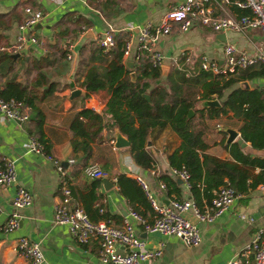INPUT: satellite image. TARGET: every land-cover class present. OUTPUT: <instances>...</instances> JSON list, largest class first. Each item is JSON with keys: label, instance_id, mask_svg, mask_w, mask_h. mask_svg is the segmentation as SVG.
<instances>
[{"label": "crops", "instance_id": "crops-1", "mask_svg": "<svg viewBox=\"0 0 264 264\" xmlns=\"http://www.w3.org/2000/svg\"><path fill=\"white\" fill-rule=\"evenodd\" d=\"M180 1L0 0V45L16 41L24 5L42 15L40 21L32 28V33L40 45L25 44L14 58L13 68L6 73L3 71L0 83L13 78L15 82L30 84L36 80L38 73L44 75V82L36 90L38 96L34 104L42 114L41 131L47 146L42 153L30 150L28 121L17 122L0 115V158L5 157L13 162L15 176L14 184L0 187V226L12 210L11 201L16 188L24 187L32 194V204L18 210L17 227L6 233L0 231V264H26L15 249L16 239L21 236L38 243L43 256L42 264H100L96 259L95 241L84 245L77 244L69 236L65 225L52 222L53 206L58 202L60 195L58 174L53 164L46 159V155L63 167L70 189L71 205L83 209L82 202L87 200V194L92 190L96 198L93 205L101 207L115 225L126 219L146 247L161 246V254L144 264H225L234 258L256 230L264 225V215L252 217L264 198V183H260L236 198L232 205L212 222L198 221L191 208L184 211L183 218L195 224L199 233V241L194 246L185 245L175 236H162L142 230L129 216L128 210L132 209L148 220L153 212L145 195L146 203L138 200L131 202L118 190L115 183L117 174H124L132 179L135 176L141 177L158 204H166L171 199L192 200L189 189L170 173L167 155L178 147L180 139L168 127L154 129L147 136L150 145L145 147L150 149L153 158L151 168L136 165L127 147H113L115 127H102L92 141L87 140L91 148L88 155L80 148L72 147L73 136L69 124L73 114L86 109L101 115L109 95L105 89L86 95V91L81 88L80 83L89 65L97 64L102 67L110 63L108 57L102 62L86 61L85 65H80V57H85L88 53L84 46L96 47L93 37L101 35L105 30H111L115 39L124 40L131 36V49L125 61H130L133 68L132 59L136 49L134 27L141 26L146 21L156 22L163 13ZM129 28L133 31L129 32ZM65 42L72 45L70 58H66L62 50ZM227 44L248 55L264 53V37L256 27L214 31L194 22L186 31H180L178 25L173 23L171 30L159 35L153 44V48L164 56L161 66L166 67L165 73H162L161 66L159 67L161 75L156 82L163 84L165 75L176 69V62L181 63L190 72L196 71L199 57H204L207 62L222 64L223 48ZM184 57L188 58L185 63ZM36 61L39 62L38 67L35 65ZM2 64L3 61H0V69ZM257 68L255 66L254 69ZM237 87L264 89V75L239 81L230 89H226L221 99ZM73 89H79L84 94L70 96ZM199 103L198 101L196 106L200 108ZM83 121L87 119L84 118ZM208 123L213 129L205 135L208 143L205 153L222 160H230L223 146L226 144V136L217 131H221L223 127L231 128L237 132L231 142H236L238 138L241 140L237 131L241 120L227 112ZM93 129L94 126L88 128L89 131ZM73 139L82 141L81 137ZM241 142L243 145L237 143L243 154L264 159V149H253L248 142ZM69 159L73 160L71 164L67 162ZM87 164L98 165L112 186L104 190L100 181L91 189L92 179L87 178L82 171ZM249 172L251 178L260 173L264 178V169L253 167ZM161 176L168 178L172 184L165 182L167 185L160 188V183H163ZM202 204V207L206 205L204 202ZM119 252L124 253L125 250L119 249ZM246 264H250L249 259Z\"/></svg>", "mask_w": 264, "mask_h": 264}, {"label": "trees", "instance_id": "trees-1", "mask_svg": "<svg viewBox=\"0 0 264 264\" xmlns=\"http://www.w3.org/2000/svg\"><path fill=\"white\" fill-rule=\"evenodd\" d=\"M230 9L236 15L249 13L248 9L232 5ZM84 47L88 49V53L85 57H80V65L86 61L102 62L108 57L110 63L102 67L97 64L89 65L80 83L81 88L86 91V95L101 89H105L109 95L101 115L86 109L73 114L69 124L73 149L80 148L88 155L91 148L87 140L92 141L102 127H115L129 141L127 149L133 162L142 168H151L153 158L150 149L145 147L146 138L152 130L168 127L180 139L178 147L167 155L168 165L187 171L192 201L200 209L203 202L209 203L213 191L222 184L244 194L248 189L264 183L262 173L251 178L249 172L253 167L264 169V159L243 154L237 142L223 145L230 160L205 153L208 148L205 135L213 129L208 122L227 112L241 120L237 127L241 140L248 142L253 149H264V89L237 87L221 99L223 92L239 81L264 75V63L239 69L226 76L214 75L205 70L186 76L183 71L172 69L161 84L156 82L161 75L159 68H153L145 61L131 69L121 63L122 39H115V46L105 52L100 47ZM0 61H3L0 69L2 76L3 71L6 73L13 68L14 59L9 54L0 52ZM35 65L38 67L39 62L36 61ZM255 66L258 68L254 69ZM131 71L135 75L133 80L129 75ZM42 82V73H38L36 80L30 84H21L10 78L0 83V97L22 102V110L27 114V132L45 151L47 146L41 131L42 114L34 104L38 96L36 90ZM144 95H147V99ZM212 99H216L218 105L196 106L198 101ZM189 110L193 114L187 117ZM84 118L87 121H83ZM91 126H94L93 131L88 130ZM217 132L225 135L220 130ZM77 137H81L82 141L73 139ZM161 178L164 185H167L165 182L172 184L165 176ZM100 179H92L91 189L100 183ZM115 183L118 190L131 202L138 200L146 203L147 200L145 201L144 194L134 179L117 174ZM95 201L93 191L90 190L87 200L82 202L84 213L92 221L109 218L104 212H98V207L93 205Z\"/></svg>", "mask_w": 264, "mask_h": 264}, {"label": "built area", "instance_id": "built-area-1", "mask_svg": "<svg viewBox=\"0 0 264 264\" xmlns=\"http://www.w3.org/2000/svg\"><path fill=\"white\" fill-rule=\"evenodd\" d=\"M87 1V0H82ZM248 9L249 13L236 15L230 6ZM23 17L18 24L19 34L16 41L11 44L0 45V52L14 54L20 52L25 44L40 45L32 33L33 26L40 21L42 15L30 6L24 5ZM194 22L209 27L214 31L226 29L242 30L256 27L264 37V0H181L163 13L159 19L152 23L146 21L141 26L134 27L136 49L132 59L134 65L142 61L149 63L153 68H159L164 62V56L153 48V44L159 35L168 33L173 23L178 25L180 31H186ZM129 28V32H132ZM93 44L107 51L115 46V38L111 30H105L101 35L93 37ZM132 37L123 40L121 63L129 56ZM66 58H70L69 51L72 45L65 42L62 45ZM188 58L184 57L183 62ZM256 63H264V53L257 52L248 55L238 51L231 44L223 48V63L207 62L204 57H199L196 71L205 70L214 75L226 76L239 69H244ZM175 68L181 70L186 76L190 72L181 63L176 62ZM22 102L9 98L0 97V115L6 119L24 122L27 114L22 110ZM29 148L32 151L42 153L41 145L32 137H29ZM49 160L58 174L59 200L53 206L52 222L65 225L69 236L77 244L84 245L90 241L97 244L96 259L100 264H144L147 260L155 259L161 254V246L148 248L139 239L129 222L124 219L119 225H115L110 218L92 221L84 211L71 205V194L65 179V172L60 163L48 155ZM69 164L72 159L67 161ZM83 174L89 179L105 177L104 172L96 164H87L82 168ZM170 173L182 181L189 189V175L184 168L170 167ZM134 180L143 191L152 210L150 220L130 209L129 216L135 220L144 232L158 233L162 236H175L187 246H194L199 241V233L195 224L183 218L182 213L191 208L195 218L201 222H212L215 217L227 210L234 200L240 197V193L233 190L227 184L218 186L214 191L209 203L199 209L191 199H171L166 204L157 203L148 189L144 180L135 176ZM13 162L5 157L0 158V187L14 184ZM160 188L164 187L160 183ZM12 210L8 213L4 224L0 226L3 233L14 230L18 225V210L32 204V194L24 187H17L12 197ZM98 212L103 209L98 207ZM15 249L18 255L24 258L26 264H42L43 256L38 243L21 236L16 239ZM119 249L125 250L124 253ZM242 259V260H241ZM264 264V225L256 230L249 242L243 246L238 254L225 264Z\"/></svg>", "mask_w": 264, "mask_h": 264}, {"label": "water", "instance_id": "water-1", "mask_svg": "<svg viewBox=\"0 0 264 264\" xmlns=\"http://www.w3.org/2000/svg\"><path fill=\"white\" fill-rule=\"evenodd\" d=\"M17 56H18L17 53L10 55V57L13 59L16 58ZM125 66H127V68L130 69L132 67V63L130 61H126ZM160 70L162 71V73H165L166 67L161 66ZM129 75H130L131 80H133L135 77L134 72L131 71L129 73ZM83 94L84 93L79 89H73L70 92V96H77V95H83ZM144 97L147 99V95H144ZM204 104L205 105H218V102L216 99L200 101L199 106L201 107ZM192 114H193L192 111L189 110L187 117H189ZM221 131L223 133H225V136H226L225 143L231 142L237 136V132L231 128H228V127L221 128ZM236 142L241 143V145H243V143L241 142V140L239 138L236 139ZM112 145L116 149L125 148V147L129 146V141L124 136H122L117 129H114ZM149 145H150L149 138H146L145 146H149ZM100 181H101V185H102L104 190H106L107 188L112 186L111 182L105 177H102L100 179ZM259 215H264V198L262 200V203L255 209L254 213L252 214V217L259 216Z\"/></svg>", "mask_w": 264, "mask_h": 264}]
</instances>
